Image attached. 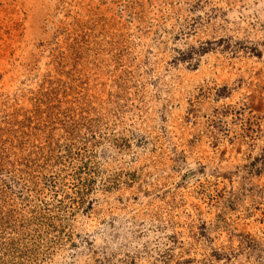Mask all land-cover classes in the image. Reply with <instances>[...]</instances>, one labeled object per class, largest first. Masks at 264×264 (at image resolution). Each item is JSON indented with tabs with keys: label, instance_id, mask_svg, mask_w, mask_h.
<instances>
[{
	"label": "rangeland",
	"instance_id": "rangeland-1",
	"mask_svg": "<svg viewBox=\"0 0 264 264\" xmlns=\"http://www.w3.org/2000/svg\"><path fill=\"white\" fill-rule=\"evenodd\" d=\"M0 264H264V0H0Z\"/></svg>",
	"mask_w": 264,
	"mask_h": 264
}]
</instances>
